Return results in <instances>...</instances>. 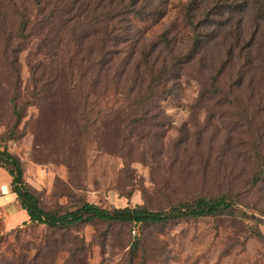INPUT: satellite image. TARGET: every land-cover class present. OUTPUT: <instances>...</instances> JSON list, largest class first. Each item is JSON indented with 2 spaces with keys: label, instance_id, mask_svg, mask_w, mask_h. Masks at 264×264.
<instances>
[{
  "label": "rangeland",
  "instance_id": "374dc122",
  "mask_svg": "<svg viewBox=\"0 0 264 264\" xmlns=\"http://www.w3.org/2000/svg\"><path fill=\"white\" fill-rule=\"evenodd\" d=\"M15 2L17 13H8L0 31V139L9 132L18 138L15 146L8 144L9 152L21 162L24 180L44 210L70 211L83 201L106 209L139 204L168 210L198 197L225 195L237 215L141 228L94 221L64 232L29 224L11 244L14 251L32 254L35 246L49 245L45 259L58 264L70 252L71 264H126L139 233L133 264H264V19L256 5L205 24L194 46L193 32L181 21L189 0H163L164 14L143 25L139 41L104 45L111 54L98 74L83 50L92 47L90 37L77 44L69 31L59 30H67L66 18L83 9L75 0ZM39 5L52 25L37 28L36 35L30 28L13 57L18 43L10 35L17 14ZM166 31L172 53L158 45ZM212 32L217 36L208 38ZM134 47L141 52L154 47L151 60L176 63L172 93L152 109L146 125L123 123L130 109L126 81L119 87L107 82L120 62L135 61L124 60ZM0 172L1 181L6 173ZM6 220L0 210L3 238ZM4 252L0 242V255Z\"/></svg>",
  "mask_w": 264,
  "mask_h": 264
},
{
  "label": "trees",
  "instance_id": "16d2710c",
  "mask_svg": "<svg viewBox=\"0 0 264 264\" xmlns=\"http://www.w3.org/2000/svg\"><path fill=\"white\" fill-rule=\"evenodd\" d=\"M161 2L163 0H80L77 3L83 9L66 18L65 25L68 28L67 30L62 28L59 30L66 33L69 31L71 39L77 44L86 41L90 37L92 47L82 49L88 54V56L86 54V60H94L92 67L99 74V72L101 73L104 70L107 64L106 59L111 54L109 48V50L102 49L104 45L110 46L111 42L122 44L130 39L139 41L137 36L146 27H143V25H146L148 20L164 14V11L161 10ZM206 2V6L202 7L201 0H189L182 12L181 21L184 27L189 28L193 32L194 46L200 43L199 37L201 36L199 35V29H202L205 24L219 23L215 19L223 16L225 13L227 15L235 13V11L244 13L250 4H254L257 7L258 17L264 19V0H207ZM61 8L60 11L65 10L64 6H61ZM17 9L15 0H0L1 32L6 27L8 13L13 14L15 11L17 13ZM41 9L42 6L39 5L31 12L17 14L18 23L15 24L13 33L11 32L10 35V38L15 37L18 43L11 50L14 54L13 57L22 50L23 47L21 46H25L21 42L28 35H31V32L30 34L28 33L30 28L33 29L32 32L36 35L39 32L37 28H41L42 31L47 25H52L49 24L47 14L44 11H40ZM40 17L42 18L40 19ZM138 23L142 25L139 26ZM169 34L170 32L166 31V33H162L159 39H157L158 45L162 46V52L166 48L170 49V53L173 51L168 39ZM211 34L208 38L217 36L215 32ZM44 38H41L40 41L44 42ZM251 42L252 44H249L254 45L252 39ZM57 50H60V48L57 47ZM154 50L155 48L152 47L151 52L150 50L141 52L139 48L134 47L133 51L128 53L130 59L127 57L128 55H125L127 58L124 59L133 60L135 57V61L131 66L129 62H120L119 67L107 79V82L109 80L111 86L115 87H119L121 81H126L124 87H126L127 105L130 106V109L123 116V123L127 122L137 125L143 122L146 125L150 120L149 114L152 109L160 108L161 102L172 93L171 85L173 83L171 81L174 77L173 73L176 63L172 59L162 60L161 62L151 60L150 57ZM91 51H95L98 54L96 58H90ZM10 55L12 54L10 53ZM109 70L107 67V71ZM98 74L95 75L94 82H97ZM158 112L152 114L150 117L152 118ZM135 113L137 116H133ZM21 116L22 114L16 116L15 124L19 123ZM16 139L18 138L14 137L10 132L5 136L2 135L0 139V167L4 168L9 174L11 189L16 195V201H18L20 207L26 213L27 219L12 229L6 230L5 232L8 233L7 238H3V235H0V242L4 243V250L6 251L4 252L6 255H0V264H58L55 263L54 259L49 261L45 259V248H48L49 245H45L43 248L35 246L32 254L29 253L28 249H25V252L19 253L14 251V247L11 244L17 241L18 232L29 224L43 225L52 231L64 232L79 224L94 221L110 224H130V226L141 228L147 224H158L181 218L196 219L206 216L237 215L234 203L230 199L228 200L225 195L198 197L173 205L168 210H150L139 204L133 207L125 206L106 209L88 201H83L79 206L70 211L56 212L44 210L40 205L37 194L24 180L21 162L17 156L9 152L8 143ZM262 172L263 170L259 169L258 173L255 174V178L258 179ZM256 181H253V183ZM256 232L261 236L258 231ZM10 241L12 242L10 243ZM141 243L139 233L134 234L133 241L130 243L126 264H133ZM41 250H43V253H41ZM68 251L70 252V250ZM73 256L70 252L64 264H71Z\"/></svg>",
  "mask_w": 264,
  "mask_h": 264
},
{
  "label": "crops",
  "instance_id": "0c3cea01",
  "mask_svg": "<svg viewBox=\"0 0 264 264\" xmlns=\"http://www.w3.org/2000/svg\"><path fill=\"white\" fill-rule=\"evenodd\" d=\"M0 171H5L4 173H6L5 177L0 181V210L6 213L7 220L4 224H7V230H10L26 220L27 215L20 207L18 201H16V195L11 189L9 174L2 167H0ZM0 223L3 224V222Z\"/></svg>",
  "mask_w": 264,
  "mask_h": 264
},
{
  "label": "built area",
  "instance_id": "2783aa9c",
  "mask_svg": "<svg viewBox=\"0 0 264 264\" xmlns=\"http://www.w3.org/2000/svg\"><path fill=\"white\" fill-rule=\"evenodd\" d=\"M8 144L11 146H15V143L13 141H10Z\"/></svg>",
  "mask_w": 264,
  "mask_h": 264
}]
</instances>
